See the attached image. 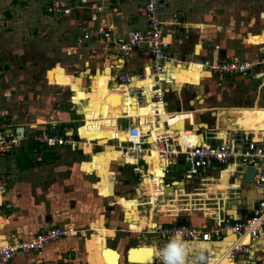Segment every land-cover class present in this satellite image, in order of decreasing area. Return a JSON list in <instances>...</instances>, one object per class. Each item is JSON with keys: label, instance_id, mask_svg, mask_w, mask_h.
Wrapping results in <instances>:
<instances>
[{"label": "crops", "instance_id": "1", "mask_svg": "<svg viewBox=\"0 0 264 264\" xmlns=\"http://www.w3.org/2000/svg\"><path fill=\"white\" fill-rule=\"evenodd\" d=\"M50 1L53 0H0V18H6L8 27L5 31L11 33L12 37L20 43V46L15 45L17 42L10 46L8 42L5 46L0 45V49L3 51L2 47H5V51L25 55L24 50L29 48V43L24 45L23 42H19L21 41L19 39L24 37V33H37L38 35L43 33L45 35L53 32L47 24L53 20L47 6ZM54 1L59 2L63 10L61 15L63 19L60 20L61 26L58 30V33H61L60 41L57 45L60 50L58 53L64 60H67V64L49 60L46 72L49 83L58 80L63 86L72 87V90L74 86L78 85L79 90H76L72 96H78L85 102L92 100L94 106L97 104V100L101 102L106 95L108 98L104 100L107 101L111 97L118 98L121 103L120 112L114 117L118 118L117 129H125L124 137H126L128 128L139 125V117L141 126L147 128L145 123L147 117L152 118L157 114L155 112L157 110H154L153 107L156 105L153 104L150 99L151 94L148 92L151 87L150 78L147 77L142 82H138L141 75L150 72L148 67L151 56L148 47L138 46L133 48L127 56H122L117 46L106 39L85 38V34H91L97 29L110 26L115 38L118 41H125L131 32L144 29L145 19L138 13V7L143 4L144 0ZM209 1L213 0H162L163 8L160 17L165 36L170 42L169 52L171 56L180 61L179 65L170 69L171 75L175 79L173 84H176L178 89L174 97H169L170 102L165 101L164 93L165 110L168 114H175L174 119H169L172 124L174 123L173 127L180 128L182 134L186 130L191 131L197 136L199 142L230 141L232 138L244 140V136L258 139L264 134V126L263 128L255 126L256 128L248 131L237 122L239 118L247 115V110L251 108L240 104H237V107L213 105L212 100H203L201 107L193 108L195 101H201L195 86L206 77L211 78L213 75H217L231 78L247 75L259 78L264 76V64L256 65L250 73L237 76L215 74L210 70L209 64L214 62L213 60L224 61L238 58L258 62L264 57V44H253L247 41L250 34L261 33L264 36V11L259 14L258 18L249 17L247 19L242 9L233 13L227 11L228 2L236 5L239 0H220L223 5L219 4V7H222V10L217 12H213L208 6L204 8V6L210 5ZM201 2L206 5L198 9ZM214 15L217 16L218 23L212 22ZM209 24L217 30V33L212 37L203 34L204 32L201 30L202 26ZM0 30L2 29L0 28ZM26 38L30 43L32 40L37 41V38L32 36ZM72 60L75 61L72 62ZM193 64H201L203 71L193 70L191 68ZM63 65L65 67H62ZM168 66L171 67V64ZM67 67L72 70L69 71ZM8 68L11 69L10 66ZM8 68L0 62V128L15 132L17 127H23L24 138L12 151L0 155V242L30 239L51 228L70 229L75 226L74 214H70L71 209L70 211L66 209L67 196L70 193L68 190L65 191V187L70 183V179L66 177L65 170L51 168L50 160H53L52 158L58 154L49 152L58 150L63 154L72 151L75 154L79 153L87 143L82 142L83 139L78 137L77 126L74 131L73 127L68 125L74 122L79 124L78 120L74 118H59L46 113H40L33 122H24L14 118L20 91L27 75H24V71L15 73L13 70L12 73ZM260 70L262 72L259 74ZM122 72L134 76L130 84L120 83L116 74ZM258 75L260 76L258 77ZM85 77L90 79V91H86L82 87ZM138 84H142L147 98L141 95L140 89L137 88ZM187 85L192 87H184ZM226 95L228 98L229 94ZM222 97L225 96L222 95ZM69 103L71 105L69 110H75L78 115L84 116L83 113H78L77 104H73L71 100ZM78 103L81 105L80 102ZM158 112H160L159 109ZM9 115H13V117L8 118ZM136 116L139 117L132 119ZM160 116L161 121L168 117ZM131 119L134 122H131ZM52 121L57 122L63 128L66 126L74 131L71 134L76 141L74 148L67 145L44 150L32 146L28 136L32 132L41 130L45 124ZM167 128L164 126V129ZM155 130L162 131L163 128L159 127ZM112 139L115 138L112 136ZM189 139L195 140V137H189ZM108 141L114 140L108 139ZM19 145H23L26 152L21 148L20 150ZM93 154L99 153H94L92 150L91 153H85L83 150L81 159L75 163L80 166L81 162L90 160ZM124 158L127 159L125 156ZM153 159L155 160V158ZM181 162H184L183 156L175 158L172 165H178ZM217 168L218 166L212 165L201 170L198 176L190 178L205 180L206 190L209 192L218 191L221 194L217 202L216 198L209 197V194L212 195L214 192L207 193L208 197L202 199L205 201L204 205H208V203L210 206L215 205L209 214L216 218L221 216L230 220L248 217L252 213L256 200L264 196L262 190L253 182L243 181L242 167L227 164ZM116 171H112V173L115 174ZM83 173L81 172L79 175L81 176ZM93 173L96 175L94 171L85 172L87 176L84 178L88 179L89 176L94 175ZM147 173H149L148 169ZM185 176L184 178H187ZM71 178H73L72 175ZM175 179L178 181L179 178ZM174 180L171 181V184L174 183ZM176 202V200L173 201V203ZM178 207L177 204H171V210L176 211L179 209ZM66 238L67 236L47 244L39 252L17 254L9 264H69L73 254L67 252ZM72 244H74V240ZM65 257H68V260ZM88 259L92 261L91 258ZM262 262H264V231L252 243L248 255H241L237 261L230 260L228 264H263ZM218 264H227V261L224 258Z\"/></svg>", "mask_w": 264, "mask_h": 264}, {"label": "rangeland", "instance_id": "2", "mask_svg": "<svg viewBox=\"0 0 264 264\" xmlns=\"http://www.w3.org/2000/svg\"><path fill=\"white\" fill-rule=\"evenodd\" d=\"M219 1H209L210 5L201 2V5L197 8L200 9L206 5L204 8L208 6L213 12H217L220 9L222 10V7H219L222 2ZM52 2L55 1L48 2L47 6H51ZM239 9H242L247 19L249 17L258 18L259 14L264 11V0H239L236 5H232L230 2L227 3L228 12L233 13L239 11ZM62 13L55 15L53 12L50 13L53 20L47 24L53 32L45 35L43 33L40 35L37 33L23 34L24 37L19 39L21 40L19 42H23L24 45L29 43V48L24 50L25 55L5 51V47H2L3 51L0 49V62L6 68L10 66L11 69L8 68V70H11L10 72L13 70L15 73L24 71V75H27L20 91V99L18 108L14 112V118L24 122H33L35 118L39 117L40 113L51 114L59 118H74L78 120L79 124L74 122L68 125H71L74 131L77 126L76 133L78 137L83 139L82 142H87L84 148L81 149L80 147L81 151L79 153L74 154V152L69 151L61 154L58 150L49 152L50 154H58L57 157L55 156V158H52L53 160H50L51 168L65 170L66 177L70 179V183L66 184L65 187V191L68 190L70 193L67 196L68 205H66V209L67 211L71 209L70 214H74L75 220L73 222L75 226L70 228L73 233L66 238L67 247H65L67 252L73 254L69 264H105L100 253L104 247L118 250L121 255L119 264H130L126 260V250L129 247L143 244L151 245L156 249L157 255L153 264H163L161 251L169 241L155 233L156 226L176 223L178 220H183L185 224L194 226L208 224L211 221L210 218L214 216L209 214V211L211 212L215 205L210 206V203H208L209 206L204 205L205 201L202 199L208 197L207 193L214 192L212 195L209 194V197L216 198L215 201L217 202L221 194L218 191L209 192L206 190V182L201 178H184L189 167L184 162L171 165L164 176L163 167L157 161L155 151L152 152V156L147 158L149 166L140 161L138 164H134L135 158L129 154L125 155L126 147L129 145L128 142L124 141L126 139L124 137L125 129H117L116 121L118 118L114 117L119 115L120 112L115 106L119 103L121 107L118 98L111 97L107 101L104 100L108 98L106 95L101 102L97 100L98 102L94 106L92 100L85 102L82 98V100L79 99L78 96H72L76 93V90H79L78 85L74 86L72 90V87L63 86L58 80L49 83L46 77L49 60H57L67 64V60H64L59 54L60 50L57 45L60 41L59 35H61L58 30L61 26L60 20L63 19L61 17ZM212 20V22L218 23L216 15L212 17ZM6 27V18L1 17L0 45L5 46L9 42V45L12 46L17 42L15 45L20 46L18 40L14 39L11 33L5 31ZM201 30L208 37H212L217 33L215 27L210 24L202 26ZM27 36L37 38V41L32 40L30 43L27 41ZM247 41L253 44H264V36L261 33L250 34ZM62 67H65V65ZM67 68L69 71L72 70L70 67ZM191 68L196 71H203L201 64H193ZM205 70L207 71V68ZM261 72L260 70L258 73ZM83 82L82 87L86 91H90V79L85 77ZM174 85L176 84L164 85L165 101L170 102L169 97L172 98L177 94L178 88L177 85L176 87ZM184 87L188 88L190 86ZM195 87L201 101H195L193 108L201 107L203 100H212L213 105L219 106L232 105L237 107V104H240L251 109L247 110V115L237 120L238 124L244 126L246 128L244 129L248 131L256 128L255 126L263 128L264 76L252 78L246 75L226 78L213 75L211 78L202 79L200 84ZM226 94H229L228 98ZM222 95L225 97H222ZM70 100L76 102L78 113H83L84 116L78 115L75 110H69ZM110 101L114 104L111 105ZM104 104L108 105L106 110L102 108ZM79 108L81 109L79 110ZM158 109L159 113H162L160 115H168L162 104H159ZM160 115L155 114L152 118L147 117L145 122L147 124V134H149V129L153 130L155 134L162 132L155 130L158 128L157 122H164V120L161 121ZM10 117H13V115L8 116V118ZM137 117L139 116L132 117V119ZM132 119L131 122H134ZM139 120H141L140 117ZM153 122L155 124L152 128ZM161 127L163 128L164 125H161ZM112 136L119 138L120 141L118 143L108 141V139H112ZM148 143L147 141L146 147H149ZM120 146L124 149H121ZM18 148L26 152L23 145H19ZM37 148L39 147L37 146ZM83 150L85 153H91L92 150V152L99 154H93L90 160L81 162L79 166L75 161L81 159ZM147 169L149 173H147ZM111 170L113 172L117 171L114 174ZM92 171L96 175L93 173L94 175L85 179L84 177L87 176L85 172ZM81 172L84 173L80 176L79 173ZM71 175L73 178H71ZM173 178L179 179L177 181ZM172 180H174L173 184H171ZM174 200L177 202L173 203ZM167 202H169L168 205ZM171 204H177L179 209L176 211L171 210ZM73 240L74 244H72ZM65 258L68 260V257ZM88 258H91L92 261ZM262 263L264 264V262Z\"/></svg>", "mask_w": 264, "mask_h": 264}, {"label": "built area", "instance_id": "3", "mask_svg": "<svg viewBox=\"0 0 264 264\" xmlns=\"http://www.w3.org/2000/svg\"><path fill=\"white\" fill-rule=\"evenodd\" d=\"M163 8L162 0H144L138 7V13L145 19V28L135 30L129 34L125 41H118L112 33V28L105 27L97 29L91 34H85V38L106 39L116 45L122 56H127L129 52L138 46L145 45L149 49L151 62L149 73L143 74L138 79L142 82L149 77L151 80L150 92L153 104L157 110L159 104L164 103V85L173 84L175 79L168 69V64L179 65L180 61L170 55V42L165 36L164 26L160 17ZM49 9L54 14L63 12L59 2H52ZM264 64V57L258 62H250L238 58H231L224 61H214L210 65V70L220 75H245L252 72L256 65ZM121 84H130L134 76L127 73L116 74ZM142 84L137 88L143 97L147 98ZM147 88V85H146ZM165 107V106H164ZM164 122H157L158 128L161 125L167 126L160 133H154L149 129L141 130V120L138 126L128 128L130 139L126 147L125 155H132L135 163H148L147 158L152 156L153 150L157 155V161L163 167L164 173L173 164V160L183 156L184 162L189 166L186 171L187 178L196 177L201 170H205L212 165L225 166L234 163L237 167L245 169L248 166L255 168L252 182L255 183L264 194V134L258 139L244 136V140L232 138L230 141L221 140L215 142H199L197 136L191 131L172 129L169 119H174L175 114H168ZM187 117V115H186ZM155 122H153L152 128ZM150 127V125H148ZM156 128V129H158ZM260 132V131H259ZM195 137L190 140L189 137ZM148 137V138H147ZM16 132H8L0 128V155H5L13 150L22 140ZM28 138L32 146H38L44 150L70 146L74 148L76 141L72 135H65L64 129L57 122L45 124L39 131L32 132ZM151 139V140H150ZM119 142V138L111 139ZM147 141L149 147H146ZM121 149H124L120 146ZM123 154L124 151L122 150ZM163 178V177H162ZM210 222L203 226L171 223L156 226L155 233L161 235L169 243L174 237L179 236L185 248L186 264H205L211 259L208 252L201 250V243H224L225 249L221 257H225L227 264L230 260H238L241 255H248L251 251L252 243L264 231V196L256 200L252 213L239 220H230L223 217L212 216ZM70 229L51 228L42 231L30 239H20L13 242H0V264H9L17 254L29 252H39L49 243L71 234Z\"/></svg>", "mask_w": 264, "mask_h": 264}, {"label": "bare ground", "instance_id": "4", "mask_svg": "<svg viewBox=\"0 0 264 264\" xmlns=\"http://www.w3.org/2000/svg\"><path fill=\"white\" fill-rule=\"evenodd\" d=\"M169 64H171V63H169ZM173 67L174 66L171 64V67L168 66V69L170 70ZM110 104L112 105L114 103L112 101H110ZM115 106H116V109H118V110L120 109L119 103H117ZM102 108H104L106 110L108 108V105L104 104L102 106ZM63 129H64L65 135H71L74 132L72 129H70L69 127H66V126H64ZM146 129L147 128L145 126H141V130L144 131ZM263 131H262V133H263ZM125 138H126L125 141L131 140L128 131H127ZM229 164L235 165L234 163H229ZM199 246H201V248H202L201 250H203V252H208L211 256V259L209 261L205 262V264H217L219 261H222V259L225 258V257H221V253L225 249L224 247H226V244H224V243H201V244H199ZM107 248H110V247H104L100 251L103 262H105V264H117V262L120 261V258H121L120 253L118 252L117 249L111 248V249L116 250V252H113L111 250H106ZM117 253L120 255V258H119V255ZM128 254H129V257L127 258V261L130 264H153L154 259L157 255V251L153 246L143 244L140 246L129 247L126 250V257L128 256Z\"/></svg>", "mask_w": 264, "mask_h": 264}, {"label": "clouds", "instance_id": "5", "mask_svg": "<svg viewBox=\"0 0 264 264\" xmlns=\"http://www.w3.org/2000/svg\"><path fill=\"white\" fill-rule=\"evenodd\" d=\"M163 264H186L185 248L179 236L173 238L161 251Z\"/></svg>", "mask_w": 264, "mask_h": 264}, {"label": "water", "instance_id": "6", "mask_svg": "<svg viewBox=\"0 0 264 264\" xmlns=\"http://www.w3.org/2000/svg\"><path fill=\"white\" fill-rule=\"evenodd\" d=\"M71 102L73 104H76L73 100H71ZM171 128L172 129H178V130H180V128L173 127V126H171ZM183 130H185V127H183ZM11 131L12 130H8V132H11ZM15 132L19 134V137L20 138H22L24 136V128L23 127H17L15 129ZM254 170H255V168L253 166H248V167H246L245 169L242 170V179H243L244 182H246V183H252V176L254 174ZM106 250H111L113 252H116V250L111 249V248H107ZM128 257H129V254L126 257V260H127ZM119 258H120V255H119ZM117 264H119V261L117 262Z\"/></svg>", "mask_w": 264, "mask_h": 264}, {"label": "trees", "instance_id": "7", "mask_svg": "<svg viewBox=\"0 0 264 264\" xmlns=\"http://www.w3.org/2000/svg\"><path fill=\"white\" fill-rule=\"evenodd\" d=\"M176 223H178V224H185V221H183V220H178V221H176Z\"/></svg>", "mask_w": 264, "mask_h": 264}]
</instances>
